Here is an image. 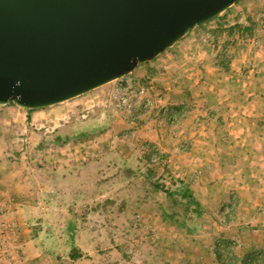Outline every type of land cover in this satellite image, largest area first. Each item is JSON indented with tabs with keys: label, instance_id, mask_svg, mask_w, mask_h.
Returning <instances> with one entry per match:
<instances>
[{
	"label": "rangeland",
	"instance_id": "obj_1",
	"mask_svg": "<svg viewBox=\"0 0 264 264\" xmlns=\"http://www.w3.org/2000/svg\"><path fill=\"white\" fill-rule=\"evenodd\" d=\"M174 44L132 70L174 122L161 111L110 120L112 82L42 108L0 105V264H183L188 214L208 206L184 195L170 155L185 133L224 136L230 122L264 118V0L236 1ZM235 201L202 220L222 264L244 256L243 240L226 237L243 221ZM263 208L252 211L264 227ZM248 254L246 264H264L263 249Z\"/></svg>",
	"mask_w": 264,
	"mask_h": 264
},
{
	"label": "water",
	"instance_id": "obj_2",
	"mask_svg": "<svg viewBox=\"0 0 264 264\" xmlns=\"http://www.w3.org/2000/svg\"><path fill=\"white\" fill-rule=\"evenodd\" d=\"M239 0H0V105L62 102L154 59Z\"/></svg>",
	"mask_w": 264,
	"mask_h": 264
},
{
	"label": "crops",
	"instance_id": "obj_3",
	"mask_svg": "<svg viewBox=\"0 0 264 264\" xmlns=\"http://www.w3.org/2000/svg\"><path fill=\"white\" fill-rule=\"evenodd\" d=\"M190 38H183L181 44L187 42L190 45ZM175 45L178 44H174L172 50H176ZM250 106L253 110L257 104ZM260 108L264 109V106ZM258 120L247 117L227 123L233 130L224 136L203 133L199 129L197 133H185L182 137H187L186 147L178 154L170 155L173 170L171 176L183 179L180 182L185 189L184 195L193 199L197 205L208 206L204 211L188 214L192 215L190 222L193 225L190 230L193 234L189 235L190 244L184 250L186 259L183 264H222L213 250L214 246L209 245L211 235L204 230L202 220L215 222L217 214L214 209L219 206L217 212L220 214L223 212L221 207L226 206L229 200H236L238 210L244 212L239 217L243 221L233 227L229 236L225 235L238 237L245 243V249L240 251L244 256L238 255V263L246 264L245 258L254 248L264 250L262 219L254 212L256 206L264 203V118ZM257 123L263 130L254 132L250 126ZM248 130L252 132H245ZM203 140L208 143L203 144ZM244 206L247 208L243 210ZM203 239L204 244L201 243Z\"/></svg>",
	"mask_w": 264,
	"mask_h": 264
},
{
	"label": "built area",
	"instance_id": "obj_4",
	"mask_svg": "<svg viewBox=\"0 0 264 264\" xmlns=\"http://www.w3.org/2000/svg\"><path fill=\"white\" fill-rule=\"evenodd\" d=\"M110 82L112 84L106 92L103 104L109 110L108 117L110 120L125 118L133 123L135 118L140 117V115H150L153 112L161 111V113L168 114L170 122H174L175 117L172 113H167V106L160 104V99L148 95L149 88H152L151 79L147 80V77H140L131 71ZM261 211L264 213V208ZM236 246L238 244L233 241L225 246H219L218 250L231 251ZM219 253L221 254V252Z\"/></svg>",
	"mask_w": 264,
	"mask_h": 264
},
{
	"label": "trees",
	"instance_id": "obj_5",
	"mask_svg": "<svg viewBox=\"0 0 264 264\" xmlns=\"http://www.w3.org/2000/svg\"><path fill=\"white\" fill-rule=\"evenodd\" d=\"M216 254L219 255L220 253L216 251ZM75 255L77 256L78 254H75ZM75 255H74L73 257H75ZM78 256H79V255H78ZM219 258L222 259L220 256H219ZM247 263H248V262H247Z\"/></svg>",
	"mask_w": 264,
	"mask_h": 264
}]
</instances>
